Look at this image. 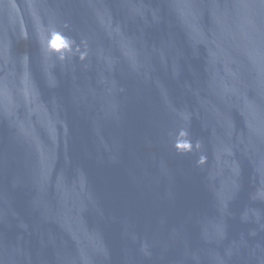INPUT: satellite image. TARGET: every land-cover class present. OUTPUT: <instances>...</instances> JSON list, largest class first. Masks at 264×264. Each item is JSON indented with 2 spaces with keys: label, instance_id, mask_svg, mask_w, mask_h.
Segmentation results:
<instances>
[{
  "label": "water",
  "instance_id": "1",
  "mask_svg": "<svg viewBox=\"0 0 264 264\" xmlns=\"http://www.w3.org/2000/svg\"><path fill=\"white\" fill-rule=\"evenodd\" d=\"M0 264H264V0H0Z\"/></svg>",
  "mask_w": 264,
  "mask_h": 264
}]
</instances>
